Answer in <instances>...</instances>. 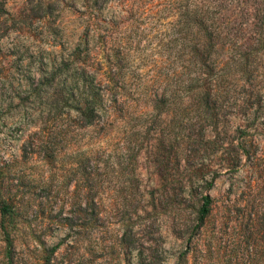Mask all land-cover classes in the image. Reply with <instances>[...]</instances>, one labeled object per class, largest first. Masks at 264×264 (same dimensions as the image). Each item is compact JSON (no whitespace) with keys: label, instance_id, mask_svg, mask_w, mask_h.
Returning <instances> with one entry per match:
<instances>
[{"label":"rangeland","instance_id":"1","mask_svg":"<svg viewBox=\"0 0 264 264\" xmlns=\"http://www.w3.org/2000/svg\"><path fill=\"white\" fill-rule=\"evenodd\" d=\"M254 2L253 27L236 18L241 41L209 59L224 60L222 97L232 99L208 112L188 98L153 109L183 65L164 47V22L123 24L105 10L93 32L81 2L0 0V264H198L203 254L264 264V158L248 167L238 157L241 121L227 108L264 89V38L243 46L264 36V0ZM86 43L126 54L122 87L144 96L131 120L83 128L59 102L72 89L65 65Z\"/></svg>","mask_w":264,"mask_h":264},{"label":"trees","instance_id":"2","mask_svg":"<svg viewBox=\"0 0 264 264\" xmlns=\"http://www.w3.org/2000/svg\"><path fill=\"white\" fill-rule=\"evenodd\" d=\"M75 1L82 3L88 16L86 28L93 32L100 29V23L108 24L101 16L105 10L115 11L118 15L116 18L123 24H138L146 18L151 22L165 23V38L168 40L164 47L173 49L183 65L180 67L176 89L162 93L160 98L155 95L153 109L156 110L157 105L165 101L180 103L183 98H188L192 104L208 112L221 110L222 105L230 104L232 98L224 99L221 92L227 75L224 71L225 62L209 59L216 54L218 47H233L241 39L237 35L239 32H231V27L237 22L236 18H244L245 30L253 27L252 22L258 7L255 2L253 4V0H249V5L247 0ZM239 4L244 7L238 10ZM47 11L49 8L44 7L40 15H47ZM263 38L261 33L253 31L243 42V46L250 48L261 45ZM83 45L82 50L77 49L70 55L71 60L65 65L71 73L68 79L72 89L59 102L76 113V120L83 128L94 124L106 129L131 120L132 104L141 105L144 96L137 92V98H133L122 87L123 74L120 72V65L126 54L121 52V47L111 54L107 53L108 49L96 53L97 50L90 49L88 43ZM227 108L241 121L235 130L239 139L236 147L238 157H245L249 162L248 167L257 165L264 158V154L258 153L259 145L264 143V139L261 142L262 136L264 137V123H259L260 119H264V89L249 93L248 98L243 99L239 105L232 103ZM206 115L210 117L209 114ZM234 159L238 160L240 166V159ZM211 203L209 195L203 197L199 212L200 222L203 223L208 216ZM8 209L7 205L1 206L2 213H9ZM251 211L254 214L252 207ZM6 241H9L8 238ZM200 257L198 264H217L215 258L208 260L204 254Z\"/></svg>","mask_w":264,"mask_h":264}]
</instances>
